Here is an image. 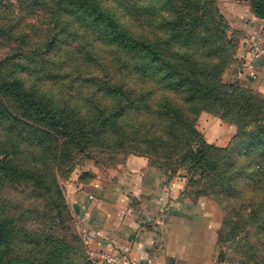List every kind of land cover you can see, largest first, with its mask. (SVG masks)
<instances>
[{
	"label": "trees",
	"instance_id": "trees-1",
	"mask_svg": "<svg viewBox=\"0 0 264 264\" xmlns=\"http://www.w3.org/2000/svg\"><path fill=\"white\" fill-rule=\"evenodd\" d=\"M216 1L18 0L54 26L32 62L0 72V264H96L71 226L58 232L72 222L62 180L120 155L186 171L185 195L225 211L217 262L264 264V95L224 82L237 42ZM250 3L264 19V0ZM61 35L99 66L89 98L65 87L72 65L47 77L36 62ZM204 112L236 126L228 146L199 130Z\"/></svg>",
	"mask_w": 264,
	"mask_h": 264
},
{
	"label": "crops",
	"instance_id": "crops-1",
	"mask_svg": "<svg viewBox=\"0 0 264 264\" xmlns=\"http://www.w3.org/2000/svg\"><path fill=\"white\" fill-rule=\"evenodd\" d=\"M238 16L230 23L244 39L224 80L264 95V57L250 43L254 36L264 47V19L251 12ZM124 168L67 187L69 205L93 248L106 245L119 264H230L216 259L218 220L209 198L191 199L182 178L169 179L146 157L131 155Z\"/></svg>",
	"mask_w": 264,
	"mask_h": 264
},
{
	"label": "rangeland",
	"instance_id": "rangeland-1",
	"mask_svg": "<svg viewBox=\"0 0 264 264\" xmlns=\"http://www.w3.org/2000/svg\"><path fill=\"white\" fill-rule=\"evenodd\" d=\"M216 7L229 25V35L237 42V47L235 48L233 57L234 62L228 67L227 70H229L234 65H237V54L244 39L243 32L234 29L231 26L230 20L233 17H236V19L239 20L238 15L241 14V12H244V14L249 12L254 14V12L252 10L250 0H217ZM53 26L54 22L49 9L37 10L30 5L21 6L18 0H0V30H4L0 32V72L7 71L14 62H19L21 64L32 62L33 58L30 57V52L39 48L41 43L47 38L49 31ZM253 37L254 36L250 39L251 44ZM65 38L66 36L64 35L57 37V41L59 42L56 49L58 51L57 54H55L56 50H54L50 56L45 57L42 61L40 59H36V62L41 69H44V74L47 77H54V75L50 73V69L54 70L62 63L65 67L72 65V78L68 80L67 84H64L65 87L76 88L77 86L76 91L79 96L82 98H89L90 93H92L93 90L90 87V81L96 76L95 74H98L99 66L92 65L88 67V61L91 58L86 54V50L81 48V43L75 40H66ZM74 78L76 83H74ZM254 92L259 93L256 90ZM198 127L204 136L207 134L208 140L214 142L213 144L219 147L228 146L237 133L236 126L225 123L217 115L207 112L202 113L199 119ZM233 127L235 130L232 129ZM123 158V155L117 156L116 159L103 157L99 159L101 163H97L94 160L80 159L69 178L62 180V186L65 191L66 199L67 187L71 186L72 183H75V180L77 179L80 183H89L98 177H109L110 175L123 173L126 163ZM167 176L171 180L176 178L183 179L185 186L184 194L185 192H189L191 190L189 187V176L186 171H179L176 175L168 173ZM190 198L193 199L192 197ZM207 198H209L214 205V211L217 216L216 220H218V235L219 230L223 227L225 211L223 206L219 204L215 198ZM69 213L72 218V222L64 223V229H60L58 231L59 234H66L68 228L71 226L72 229L81 236L84 245L86 246L87 254L93 261H101L103 256L114 255L112 254V250L106 245H102L103 248L100 249L93 248L89 237L83 233L78 215L72 210L70 205ZM231 261L232 260H229L228 263L234 264V262ZM117 264H119V261Z\"/></svg>",
	"mask_w": 264,
	"mask_h": 264
},
{
	"label": "built area",
	"instance_id": "built-area-1",
	"mask_svg": "<svg viewBox=\"0 0 264 264\" xmlns=\"http://www.w3.org/2000/svg\"><path fill=\"white\" fill-rule=\"evenodd\" d=\"M252 43H253L255 55L257 57H264V47L260 46V44L258 43L256 38H253ZM94 262L96 264H117L118 258L115 255H113V256L107 255V256H103L101 261H98V260L95 261L94 260Z\"/></svg>",
	"mask_w": 264,
	"mask_h": 264
}]
</instances>
